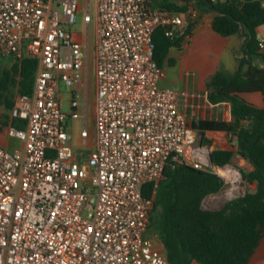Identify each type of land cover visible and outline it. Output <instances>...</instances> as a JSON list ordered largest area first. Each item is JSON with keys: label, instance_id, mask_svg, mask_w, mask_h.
Listing matches in <instances>:
<instances>
[{"label": "built area", "instance_id": "1", "mask_svg": "<svg viewBox=\"0 0 264 264\" xmlns=\"http://www.w3.org/2000/svg\"><path fill=\"white\" fill-rule=\"evenodd\" d=\"M81 7L0 0V57L37 60L32 92L18 93L10 109L25 127L6 128L23 145H0V264H170L149 233L165 168L187 165L232 183L219 172L228 164L210 162L180 93L159 84L165 71L154 59L157 28L174 36L199 15L151 0H95V146L81 160L65 125L79 117L73 93L86 56L79 34L65 27ZM61 83L71 88L68 112Z\"/></svg>", "mask_w": 264, "mask_h": 264}, {"label": "trees", "instance_id": "2", "mask_svg": "<svg viewBox=\"0 0 264 264\" xmlns=\"http://www.w3.org/2000/svg\"><path fill=\"white\" fill-rule=\"evenodd\" d=\"M151 4L176 12L192 6L199 16L212 15V28L217 33L240 36L237 70L229 73L220 68L207 83L208 100L230 102L234 120L204 122L202 128L225 130L236 137V152L254 166L250 172H241L242 179L256 183V190L227 201L219 209H203L202 200L222 187V179L191 166L168 165L155 195L150 228L160 238L170 264H250L264 239V106L248 102L242 94L260 92L264 100V56L258 48V28L264 26L263 0H151ZM194 21L188 20L179 36H167L163 27L156 29L154 59L158 65L171 47L181 45ZM254 56H261L262 66L253 63ZM36 68L34 58L15 60L0 75V91L17 85L19 93L30 94ZM24 125L23 119L13 121L14 127ZM234 153L233 149H213L211 159L214 165L224 166Z\"/></svg>", "mask_w": 264, "mask_h": 264}, {"label": "crops", "instance_id": "3", "mask_svg": "<svg viewBox=\"0 0 264 264\" xmlns=\"http://www.w3.org/2000/svg\"><path fill=\"white\" fill-rule=\"evenodd\" d=\"M186 26L187 22L179 28L176 35H182ZM77 37L82 40L80 34ZM258 39H264V26L258 28ZM240 48L241 38L239 35L222 36L212 28L211 14L198 16L189 34L184 36L181 45L171 47L168 50L161 64L165 75L160 79L159 84L162 87H172L180 93L179 108L186 115L188 123L196 130L199 142L208 146L210 151L213 149H233L235 153L230 162L232 167L235 166L241 172H250L254 169V166L236 152L238 141L233 134L225 130L202 128L204 122H231L234 120L230 102L212 103L208 100L207 83L210 77L220 68L229 73L237 70ZM259 52L264 56V50H259ZM256 57H253V63ZM259 62L254 64L257 66L263 65L261 56H259ZM10 67H5L3 70ZM79 85L80 82L78 81L77 86ZM18 93L17 85L11 87L9 91H0V145L8 150L23 145L20 140L10 137L6 133V128L13 126L15 118L10 116V109ZM242 96L258 107L264 106L263 95L260 92L245 93ZM242 123L245 125L247 121H242ZM92 146H95V139ZM247 183L249 188L245 192H254L256 183ZM230 187H232V183L229 185L224 184L222 189L226 190L227 193ZM261 246L262 244L250 264H264V248L261 249ZM192 264L200 263L194 261Z\"/></svg>", "mask_w": 264, "mask_h": 264}, {"label": "rangeland", "instance_id": "4", "mask_svg": "<svg viewBox=\"0 0 264 264\" xmlns=\"http://www.w3.org/2000/svg\"><path fill=\"white\" fill-rule=\"evenodd\" d=\"M155 1V0H154ZM158 1V0H156ZM160 1V0H159ZM179 3H184L185 0H176ZM81 10L76 13L75 22L71 24L66 29L76 32L82 36L83 51L86 56L83 58V68L81 70V78L79 80L80 85L75 84L74 98L78 100L79 106V117L76 119H71L68 117L65 121L66 129L70 134V141L76 152H81L79 158L81 160H86L89 150L93 147V141L95 139V125H94V98H95V0H80ZM189 4L194 6L191 1ZM87 8L91 21L86 23L84 21V16L87 13ZM25 50V46H24ZM14 59L12 57H0V75L3 68L10 67ZM255 64L259 62V56L254 60ZM261 66V64H260ZM172 88V87H170ZM174 89V88H173ZM60 91L62 93V110L65 112L69 111V99L71 97V88L63 83L60 84ZM86 128L88 131V136H81V130ZM229 165L232 166L231 163ZM236 168L235 166H233ZM233 184L236 189L233 190L234 194L230 197L226 195V190L222 187L213 194H208L202 200V205L205 209H216L222 207L227 201L234 199L243 195V193L248 190V183L243 181L241 176ZM238 190V191H237ZM149 233L152 235L155 232L153 229L149 228ZM264 248V241L262 243L261 249Z\"/></svg>", "mask_w": 264, "mask_h": 264}, {"label": "bare ground", "instance_id": "5", "mask_svg": "<svg viewBox=\"0 0 264 264\" xmlns=\"http://www.w3.org/2000/svg\"><path fill=\"white\" fill-rule=\"evenodd\" d=\"M219 172L224 178L232 182V187H230L226 193V195L230 197L234 194L233 190L236 189V186L233 183L240 178V173L238 169L232 167L231 165H226L221 168Z\"/></svg>", "mask_w": 264, "mask_h": 264}, {"label": "water", "instance_id": "6", "mask_svg": "<svg viewBox=\"0 0 264 264\" xmlns=\"http://www.w3.org/2000/svg\"><path fill=\"white\" fill-rule=\"evenodd\" d=\"M210 162H212V159H211V154H210ZM201 206H202V208H203V209H205V208L203 207V205H201Z\"/></svg>", "mask_w": 264, "mask_h": 264}]
</instances>
